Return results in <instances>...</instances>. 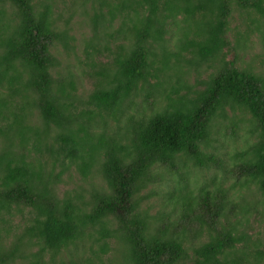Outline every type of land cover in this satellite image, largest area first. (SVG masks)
<instances>
[{"label": "trees", "instance_id": "trees-1", "mask_svg": "<svg viewBox=\"0 0 264 264\" xmlns=\"http://www.w3.org/2000/svg\"><path fill=\"white\" fill-rule=\"evenodd\" d=\"M83 1L75 74L54 0H0V264H264V75L228 37L237 12L264 45V0ZM156 183L172 208L150 214Z\"/></svg>", "mask_w": 264, "mask_h": 264}, {"label": "rangeland", "instance_id": "rangeland-1", "mask_svg": "<svg viewBox=\"0 0 264 264\" xmlns=\"http://www.w3.org/2000/svg\"><path fill=\"white\" fill-rule=\"evenodd\" d=\"M84 6L85 8L90 9L89 2L84 3L83 0H54V8H53V15L56 17V21L59 25H71L73 28V34L75 37V43L70 42V45H74L75 50L74 51H68L65 56V59L61 61L59 64V68L65 72L66 67L70 69V71H73L75 74L80 73L82 71V68L85 70H88V67H85L83 64L84 57H83V51H82V43L83 40H86L90 37V32L88 29H83L78 22L83 19L82 15H80L79 7ZM74 10H77L76 12ZM88 13V12H87ZM90 13V12H89ZM123 13H126V11H123ZM121 22V17L118 16L113 21L114 29L118 26V24ZM246 20L243 16H240L237 12H233L232 17L230 19L229 27L230 31L228 34V37L230 41L233 43L235 42V37L237 34H248V40L246 43V49L240 50V64H250L253 65L254 68L257 71H261L264 75V45L262 44L260 38L258 37V33L253 30H248L246 27ZM175 30V29H174ZM120 34V33H119ZM117 38H110L108 36H103V38L100 41H92L96 48V61L98 63L110 61L113 57L114 53L118 50V44L123 40L122 37L116 35ZM174 42L173 39L170 40V43ZM171 46V45H170ZM202 71H199L200 73H197L194 69L190 71V74L188 77H186L187 83L192 85L194 89H200L202 87L201 82L205 79L207 74H210L212 72V68L209 67H203L201 69ZM80 77V76H76ZM81 78V77H80ZM82 81L85 82V87H89V82L86 79V77L82 78ZM80 89V87H79ZM231 131V128H228V130L223 129V127L219 128V132L215 135L214 140L212 141V146L219 148L220 152L224 154V152H230L232 151V138L229 133ZM198 171L196 172V176L200 179L199 182L204 181L202 178L209 176V173L204 172L202 175H198ZM165 176H168L164 174ZM192 175V174H191ZM191 175H189L191 177ZM164 176V177H165ZM193 177H191L192 180ZM72 181V183L64 182L63 186L67 189L74 188V183H77V180H68ZM161 183H156V185H153L154 194L149 197V200L146 202L145 207H149V213L154 214L155 212H158L160 210L172 208L171 201H169L167 197V186L164 184L160 189L156 190L157 187H159ZM4 218H10L3 214ZM19 221V218L11 219V222H6L4 226H7V224H10V227L12 230H14L15 223ZM263 227H258L255 229L258 235L262 233ZM2 232V231H1ZM3 234V232H2ZM111 244H113V240H111ZM112 258H114V255L109 252L104 257V264H113L111 262Z\"/></svg>", "mask_w": 264, "mask_h": 264}]
</instances>
